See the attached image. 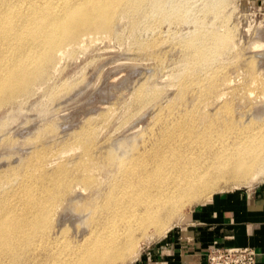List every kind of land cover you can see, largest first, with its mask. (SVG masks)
Segmentation results:
<instances>
[{"label":"bare ground","instance_id":"bare-ground-1","mask_svg":"<svg viewBox=\"0 0 264 264\" xmlns=\"http://www.w3.org/2000/svg\"><path fill=\"white\" fill-rule=\"evenodd\" d=\"M169 3L0 0V108L31 92L36 82H44L65 50L81 47L92 37L116 33L119 23L127 22L135 32L141 20L145 22L158 11L170 17L165 8ZM175 7L172 12L178 16L183 3ZM219 7L212 0L207 12L217 13ZM224 46L223 36L217 35L210 42L199 37L189 41L186 48L196 63L182 75L180 100L192 90L187 81L205 70ZM246 67L250 73L252 68ZM218 79L215 76L213 82L204 84L198 95L196 91L191 94L199 100L198 106L192 101L183 113L157 116L136 141L108 145L103 156L91 152L88 129L84 133L82 129L75 140L87 158L78 174L63 182V194L73 193L63 212L57 211L63 195L57 178H64L63 167L54 170L62 172L51 185L37 173L44 164L34 171L28 169L15 185L11 183V188L24 187L30 196L36 191L32 187L49 186L26 204L0 200V264H124L135 258L140 241L165 234L180 220L184 207L205 204L213 191L228 182L248 186L263 176L264 118H257L263 110L253 116L249 112L234 116L231 105L221 103V94L212 93ZM260 84L264 95V79ZM133 95L140 106L145 103L142 86ZM213 98L217 105L210 112L206 105ZM199 107L206 108L204 116L196 110ZM39 151L35 148L34 154ZM102 164L109 169L99 183L95 170L100 165L106 168ZM22 165H30L29 159ZM7 172L15 173V166L9 165ZM71 220L83 225L75 228V239L66 226Z\"/></svg>","mask_w":264,"mask_h":264},{"label":"rangeland","instance_id":"rangeland-1","mask_svg":"<svg viewBox=\"0 0 264 264\" xmlns=\"http://www.w3.org/2000/svg\"><path fill=\"white\" fill-rule=\"evenodd\" d=\"M168 1L171 3L165 8L170 17L158 11L145 22L141 20L135 32L127 27L126 21H121L126 23L116 24V33L92 37L81 47L65 50L58 55L60 59L44 82H36L31 92L0 108V200L10 205L14 202L21 205L22 201L26 204L56 181L53 178L62 172H54L57 167L65 169L64 178H57L63 194V182L78 174V167L87 158L84 148L75 140L82 129L83 133L88 129L91 152L103 156L108 145L136 141L144 130L154 125L157 116L163 117L169 111L183 113L182 110L192 107V101L198 106L199 100L192 99L191 94L196 91L198 95L204 84L213 82L215 76L219 79L212 93L221 94V103L230 104L234 116H243L246 112L253 116L257 110H263L257 118H264L260 84L264 79V0H216L220 5L215 10L217 13L207 12L212 0ZM177 2H182L183 7L181 14L175 16L172 11L177 10ZM216 35L224 38L223 50L205 70L195 72L192 81H187L192 90L185 100H180L182 75L190 72V66L196 63L187 44L194 37L210 42ZM247 65L252 68L250 73ZM225 80L228 82L224 83ZM137 86L143 87L145 95L141 106L133 95ZM215 103V98L207 102L209 111ZM196 110L205 115L206 108ZM35 148L41 151L34 154ZM27 159L30 165L25 167L22 163ZM43 164L44 169L39 168L37 173L49 185L32 187L36 191L31 196L24 193V187H10L28 169L34 171ZM9 165L15 166V173L7 172ZM102 165L106 168L100 165L95 170L99 183L104 182L109 169ZM262 186L264 175L248 186L223 184L212 196ZM79 190L75 188V192ZM72 195L60 197L58 212L71 204ZM199 205L184 207L180 220L174 221L165 234L140 241L136 251L139 255L136 253L134 260L124 264H132L146 248L160 242ZM66 226L71 239H75V228L82 229L83 225L71 220Z\"/></svg>","mask_w":264,"mask_h":264},{"label":"crops","instance_id":"crops-1","mask_svg":"<svg viewBox=\"0 0 264 264\" xmlns=\"http://www.w3.org/2000/svg\"><path fill=\"white\" fill-rule=\"evenodd\" d=\"M212 246L249 247L264 264V187L213 195L132 264H206Z\"/></svg>","mask_w":264,"mask_h":264},{"label":"built area","instance_id":"built-area-1","mask_svg":"<svg viewBox=\"0 0 264 264\" xmlns=\"http://www.w3.org/2000/svg\"><path fill=\"white\" fill-rule=\"evenodd\" d=\"M206 264H256V253L249 247L212 246L205 254Z\"/></svg>","mask_w":264,"mask_h":264}]
</instances>
